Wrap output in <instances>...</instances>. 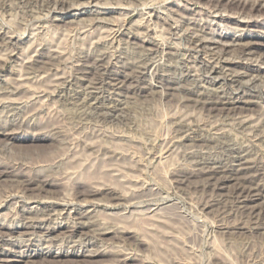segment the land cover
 I'll return each instance as SVG.
<instances>
[{
  "label": "rangeland",
  "instance_id": "1",
  "mask_svg": "<svg viewBox=\"0 0 264 264\" xmlns=\"http://www.w3.org/2000/svg\"><path fill=\"white\" fill-rule=\"evenodd\" d=\"M19 1L0 0V203H4L0 205V221L12 220L8 208L11 209L9 205L14 201L6 196L24 193L10 186L2 173L45 170L55 173L62 182L64 179V184L68 183L64 194H59L58 201H61L54 209L56 213L63 207L68 208L67 201L76 202L73 183L79 180L106 189L84 204L83 210L95 215L94 228L98 231L104 224L114 229L128 228L130 232L123 236L132 247L136 236H145L149 244L135 246L132 254L137 260L126 264H137L141 259L144 264H264V200L261 199L264 198V128L263 122H259L262 117L253 111L221 117L182 106L185 97L182 88L189 79L180 62L181 56L169 57L166 52L176 47L182 49L186 40L171 38L165 31L166 26L157 19L160 16L181 24L190 20L206 24L202 31L206 33L204 40L219 41L224 35L264 37L254 24V21H262L261 13L248 14V11L243 15L236 5L229 4L231 0H219L217 6L209 0H196V4H189L188 0H168L145 9L136 7L145 0H134L135 3L133 0H100L98 6L91 4L74 11L79 14L75 18H64L48 13L40 0L28 4L22 3L25 0ZM96 12L110 26L93 20ZM142 12L149 14L141 16ZM125 13L122 30H138L139 38L133 39L130 35V45L120 33L115 39L104 38L108 28L116 27L115 21L121 20ZM229 16L249 21V26L230 21ZM141 19L144 23L151 21L148 31L135 29ZM100 38L107 52H114V46L119 45L115 56L107 59L111 68L107 73L109 78L107 74L95 76L93 63L82 65L78 60ZM150 39L158 45L156 55L137 58L142 72L140 67V71L133 68L134 78L126 79L125 84L117 88L115 77L119 78L130 66L126 54L136 55L133 43L147 45ZM123 50L126 53L119 55ZM40 52L44 55L39 58ZM48 54H61L63 58L53 60L54 63L43 61L44 56H50ZM202 54L200 52L204 56ZM227 56L228 59L235 57L234 52ZM250 58L244 56L241 61L250 62ZM196 65L188 66L193 70L190 79L204 92L218 89L198 75ZM158 77L178 81L175 84L178 90L165 89ZM254 100L253 108H264V99ZM117 108H122L119 113L112 111ZM240 118L245 122H237ZM239 152H243L246 161H258V166L234 161ZM216 167L231 169L233 176L222 189L207 184L209 172ZM84 185L80 183L79 190L88 188ZM113 191L123 195L125 201L109 200V193ZM241 191L244 195L251 194L255 201L251 203L257 207L254 214L244 211V199L238 196ZM24 194L25 210L30 208L38 214L43 211V198ZM64 235L62 231L54 234L56 238ZM106 237V243L116 242L112 235ZM23 239L27 237L22 235L19 240ZM64 250L70 252L72 248ZM53 251L60 250L54 248ZM74 260L59 264H85L82 259ZM108 260L107 256L98 257L92 264H107Z\"/></svg>",
  "mask_w": 264,
  "mask_h": 264
},
{
  "label": "bare ground",
  "instance_id": "2",
  "mask_svg": "<svg viewBox=\"0 0 264 264\" xmlns=\"http://www.w3.org/2000/svg\"><path fill=\"white\" fill-rule=\"evenodd\" d=\"M32 1L35 2L38 0H25L22 3L24 4V2H25V4H26V2H27V4H28V3H31ZM40 1H41L40 5H42V7L44 9H46L48 11V13L53 14L55 17L60 16V17H64V18L65 17L75 18L76 16H79V14H77L74 11H79V8H81V7H82L81 10H83L84 8H86L87 6H89L91 4H94L95 6H98L100 4V0L99 1L98 0H40ZM119 1L121 2L122 0H119ZM123 1H128V0H123ZM130 1L132 2V0H130ZM135 1L133 0L132 3H135ZM165 1H168V0H161L159 2H156L154 0H145L144 3L142 2V4L137 3L136 7L141 6L144 9L148 8V7L150 8L152 5L162 4L163 2L165 3ZM209 1L211 2L212 5L215 4V6L220 4L219 0H209ZM259 1L264 2V0H231L229 4L236 5V8H238V10H240L243 15L248 11H249L248 14L250 12L261 13L260 16H262V21H259V22L254 21V24L255 25L257 24L256 26L260 28V32L264 35V4L261 5L260 4L261 2L259 3ZM188 3L189 4L190 3L196 4V0H188ZM98 13L99 12H96L95 13L96 15L94 14L95 16H94L93 20H96L98 23L103 22L106 26H110L109 23L107 21H105L104 18L98 17ZM61 14H63V16ZM145 14H149V12H146V13L142 12L141 16H143ZM122 15H123V18L121 20L117 19L115 21L116 27H114V26L111 28L107 27L108 30L106 31L107 33L105 32L106 36L104 35L105 36L104 38H108V37L112 36V38L115 39V36L118 33H120L121 35L123 34L126 37L127 40H125V43L129 44L131 42V40L129 39L130 35H131V38H133V39L139 38L138 34L136 33V32H138L137 29L143 28L145 31L149 30V26H150L149 22H151V21L146 20V22L144 23L143 19L137 21V23L135 25L136 26L135 29L137 30L136 32L131 30V28L125 29V31L122 30V28L124 27V22H125L127 13L122 14ZM238 18H240V17L238 16ZM157 19H160L162 21V23L166 26V28L164 27L165 31L171 36V38L175 37L181 41L186 40V43H185L186 45L182 49H179L176 47V49H174V50L169 49L166 52L169 55V57L181 56L180 62L183 65V67L185 68L184 72L186 73V77L188 76V79H189L188 82L184 83L185 85L182 88V91L185 94L182 106H184L186 108L192 106L194 108H199L200 110L205 112L207 115L216 113V114H220L221 117L222 116H228V115L230 116L231 114H233V116H234V114L238 113V112L243 113L245 111H249V112L253 111V112H256L257 115L260 116V118L262 117L259 122H263L262 126L264 128V108H261V107L259 109L253 108L254 105L256 104L254 99H264V37H258V38L255 37L254 38V37L250 36L251 34L250 35L244 34V35H239V36H229V37H225V35H224V37H222V38L220 37L221 39H219V41L218 40L217 41H212V40L206 41V40H204V37H205L204 35L206 33L202 34L203 29L206 28V27H204L206 24L203 26L202 24H200L194 20L193 21L190 20L188 22H185L184 24H181V23H179L178 20H173V19H170L168 17L161 18L160 16H157ZM227 19L230 21L235 20L239 24L245 23V25H248V26L250 23L249 21H247V22L239 21L237 18H232L230 16L227 17ZM184 26H187L185 28L186 30H184ZM102 28H100V30ZM187 31H189V32L187 33ZM181 33H183V34H181ZM242 33H240V34H242ZM140 34H144V33H140ZM118 36H120V35H118ZM101 39L102 38H100L96 42L95 46L91 50H89L88 52L85 51V54H83V55L81 54L82 56H80L78 60L83 62L82 65L85 63H89V64L93 63L94 69H95L93 71H94L95 76L100 75L101 77H103V75H105L111 71L110 64L109 65L107 64V59L115 56L116 49L118 48L119 45L117 44L116 46H114L115 47L114 52H112V51L107 52L108 50L105 51L102 47L105 44H103V41L101 42ZM1 40H3V39H1ZM120 40H122V39H120ZM8 41H10L12 43V41L10 39ZM132 43H133V41H132ZM146 43H147V45H138L136 43H133L135 47L133 46V44H131V47L133 46L132 47V49L134 50L133 52L136 55L131 57L130 55L126 54V57L124 56L126 58V61L127 62L129 61L128 63H130L129 68L127 66L125 68V70L126 71L129 70V71L122 72L121 76L119 78L115 77L117 80V82L115 83L116 87L119 85H124L126 79H128V78L130 79L133 76H135V74L132 75L133 74L132 71H134L136 67L137 68L140 67V66H138L139 60L137 61V58H139L141 56L143 57L144 55H146L148 57V55L151 56L152 54L154 56V53L157 52L158 45L153 40H151V39L147 40ZM127 48L128 47L126 46L124 48V50L126 51ZM124 50L119 52L120 53L119 55L125 54L126 52ZM146 52H147V54H144ZM200 52H203L204 56H201ZM231 52H234L235 57L233 59L226 58V56L231 54ZM43 55H44V52H42V53L40 52L37 55V57L40 58ZM48 55H50V56H44L43 57V58H45V60H43V61H46V59H47L48 62L49 61L53 62V60L59 61L60 59L62 60V58H63V56L61 54H57V55L55 54L56 56H54V54H52V55L48 54ZM119 55H118V57H119ZM155 55H156V53H155ZM244 56L251 57L249 59L250 62L249 61H247L246 63H244V61L242 62L241 59ZM141 63H143V62H141ZM191 63H194V64L196 63L197 64L196 70L198 72V75H201V77H203V79L207 83L216 85L217 88L219 89V91H218V89H216V90L214 89V92H208V91L204 92L197 84H195L194 79L193 80H192V78L190 79V77L192 76V75L190 76V73L193 70L191 67H188V66ZM122 65L125 66L124 64H122ZM139 65H140V63H139ZM220 65H222V67H220ZM145 66H142V68ZM233 66H238L239 69L236 70V69H234ZM88 67L89 66H87V68ZM100 67H102L101 70H99ZM133 68H134V70H133ZM91 69H92V66H91ZM140 69H141V67H140ZM140 69L138 68L137 70L140 71ZM98 70H99V72H98ZM122 70H124V69H122ZM77 72H81V70L77 71ZM128 72H130L131 74H129ZM141 72H142V69H141ZM92 74H93V72H92ZM137 74H138V72H137ZM139 76H137V77H139ZM69 77L67 76V78H69ZM107 77H108V74H107ZM97 79L99 80L100 78H97ZM145 79H147L146 76H145ZM158 79H159L158 80L159 83L162 84L163 85L162 87H165V89L167 88V90H170V91L178 90L177 86L175 85L178 83V81L177 82L176 81L174 82L173 80L166 81V79H162L160 77H158ZM116 80H113V81L115 82ZM139 81H141V80H139ZM139 81H137V82H139ZM96 82L99 83V81H96ZM189 82H191V83H189ZM69 83H71V82H69ZM93 84L95 85V83H93ZM113 85H114V83H113ZM178 85H180V84H178ZM134 86L135 85H133V87ZM92 87L93 86H91V88ZM89 88H90V86H89ZM137 88L139 89V87H137ZM68 103H69V101H68ZM236 104H238V105H236ZM95 107H94V109H95ZM121 109L117 108V109L112 110V111H118ZM117 113H119V111ZM111 117H114V116H111ZM185 119H187V118H185ZM241 119L242 118H240V120L238 119L237 122H245L243 119L242 120ZM111 120H112V118H111ZM116 120H118V119H116ZM192 121H194V119ZM246 122H247V120H246ZM242 153L243 152H239L235 156L234 161H240V162L243 161L244 163L247 162L249 164H253L254 165L253 167H255V168L258 166V163H259L258 161H256V160H255L256 162H251L248 160L246 161L245 159H247V158L244 157V154L242 155ZM28 171L27 172L26 171L25 172L24 171L23 172L22 171H20V172L15 171L14 172L13 170L12 171L6 170L2 173V178L4 177V179H6L8 183H10L9 184L10 186L17 188L18 190L20 189L21 194L23 191L24 193L33 194L35 197H37V199L43 198L41 200H43V203H44L43 208L44 209H42L43 211H40L39 214H38V212L31 211L30 208L28 210L27 209L25 210L24 208H25V205L27 204V201L24 199L25 194L23 193L24 196L23 195L19 196L20 193L18 195H12L8 192L10 195L6 196L7 198L6 197H4V198H6V199H8V197H9V199L12 198L14 202H11V205H9V206H11V209L8 208V211L10 210V212L12 213L9 217L12 220L8 221L9 220L8 219L7 221H5L6 220L5 219L2 222L0 221V264H39V263L40 264H59L61 262H65V261L72 263L73 261H76L74 259H82L81 261L85 262V264H92L95 262L96 258L103 257V256L108 257V259H109L108 261H110V263H107V264H115V263L126 264L130 261L137 260L136 258L133 259L132 253H133V251L135 252V250H136L135 246L147 244L148 240H145L146 238L144 239L145 236H143V238H141V236L140 237L136 236L134 238L135 245H133L134 247H132L131 245H128L125 236H123L124 234L130 232V231H127L128 228H126V230L124 229V227H123L124 230L114 229V227H111V225L106 226V224H104L105 227H103V229L101 231H98L97 229L94 228L95 221H96L95 215L89 211L83 210L84 204L90 203L94 197L99 196L101 194V191L106 190V189H102L100 187L94 186L90 183V181H85V180L80 181L79 180V182H78L77 180H74V181H77V182L73 183V188L75 190L74 195H75L76 202L75 203L70 202V204H69V201H67L68 203H66V204L64 203V204H65V206H68V208L63 207L62 209H60V211H58L56 213V212H54V209L59 204V202L61 201V200L58 201L59 194L61 195V193L63 192V189L65 190V187L67 188V186H65V185L68 184V183L66 184V182L64 184V179H63L64 176L62 177V179H63V182H62L61 178L57 177V175L55 173L53 175L52 173H50V171L49 172H46L45 170L44 171H42V170H40V171L35 170L34 171L33 170L34 172H31L30 170H28ZM219 174H223V175L221 177H218ZM73 175H75V174H73ZM88 175L86 177H89ZM76 176H75V178H76ZM70 177L71 176H69L68 178L70 179ZM79 178L82 179V176ZM179 178H180V176H179ZM232 178H233V176L231 174V169L225 168L224 170H218V167H216L209 172V177L206 180H207V184L212 185V187L214 186L215 189L216 188L222 189L227 184L226 182ZM76 179H78V176ZM80 183L88 185V188L86 190L83 189L82 191L79 190L78 185H80ZM14 192H12V193H14ZM17 193L18 192H16V194ZM62 194H64V193H62ZM250 195L251 194H249V193L244 195V192L241 191V193H239L238 196L240 198L244 199L243 201L241 199L242 204H243L242 207H243L244 211L251 215V214H254L256 212L257 207L255 206V204L254 205L251 204V203H254L255 201L250 197ZM239 197L237 199H239ZM18 198H20V200H18ZM108 198H109V200H114V201H125V197L123 195L117 194L114 191L109 193ZM32 199H35V198H30V200H32ZM261 199L264 200L263 197H261ZM109 200H108V202H109ZM34 201L36 202V200H34ZM3 204L1 205V203H0L1 206H3ZM4 207H6V204L4 205ZM65 215H67V216L63 218L62 216H65ZM58 219H61V221H59ZM16 223H18V224H16ZM96 225H98V223ZM118 225H120V224H118ZM60 231H62L63 234L65 233V235L62 238H58V237L56 238L54 236V234L57 232H60ZM131 232H133V231H131ZM22 235L26 236L27 239L19 240V239H21ZM107 235H112V237L115 239L116 242H113L112 244L106 243L107 242V237H106ZM132 236H134V235H132ZM66 247L72 248V251H70V252L65 251L64 249ZM54 248H56L57 250H60V251H58V253H55L53 251ZM137 264H144V261H142V259H141V261L138 260Z\"/></svg>",
  "mask_w": 264,
  "mask_h": 264
}]
</instances>
